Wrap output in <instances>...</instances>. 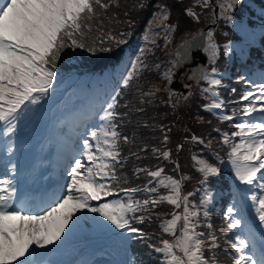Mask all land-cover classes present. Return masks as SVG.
Masks as SVG:
<instances>
[{
    "label": "snow or ice",
    "instance_id": "obj_1",
    "mask_svg": "<svg viewBox=\"0 0 264 264\" xmlns=\"http://www.w3.org/2000/svg\"><path fill=\"white\" fill-rule=\"evenodd\" d=\"M112 2L113 0H0V126L5 137L14 135L19 121L34 112L36 106L50 96L57 76L56 62L65 47H87L89 51H96L94 47L88 46L85 40L92 31L91 22L102 15L101 10H107ZM241 4L242 0H220V17L225 22H232V14ZM199 6L208 9L212 5L210 0H199ZM185 11L189 17L199 20L193 8L189 7ZM169 15L166 8H160L154 14L157 27L164 30L166 45L170 43L171 33L176 29V25L164 23L169 19ZM96 30L99 32L100 28ZM149 33L155 37L160 35L159 32H152V22L149 23L148 32L144 36L146 41L149 40ZM109 38L115 43L123 42L113 36ZM206 38L207 43L203 49L208 54L209 63L214 64L219 51L218 45L214 42L212 31L207 32ZM196 39L193 37L191 40H185L177 49V58L170 61V67L162 73L166 83H171L174 69L182 61L188 60ZM150 42L153 45L156 43L155 39ZM100 43L103 45V39ZM100 50L111 51V48L102 47ZM148 51L150 49L142 48L141 56ZM224 51H230L229 44L224 46ZM141 56L131 63V68L123 76L124 88H128L139 72L148 67ZM155 67L159 69L160 65ZM190 79L206 82L207 87L201 91L208 94L212 102L204 108L217 115L215 110L223 107V101L219 99L217 92L222 86L217 69L211 67L210 71H195ZM240 79L255 89L240 98L241 101H247L241 110L242 116L251 117L256 112L262 115L257 122L249 119L236 126L238 131L231 135L239 137V142L234 143L228 133H223V143L230 146L228 163L231 165L234 180L249 186L245 191L250 193L251 205L260 226L264 228V74L260 76V83L243 76ZM160 90L141 93V103H150V100L143 98L154 97ZM184 99L187 100L188 97ZM116 106V97L112 96L110 102H106V107H102L101 123L89 132L92 142L83 140L82 157L87 164L82 162V159L75 160L68 173L71 181L67 184L65 193L56 199L54 205L42 210V214H24L22 208H13V198L16 194L14 183L11 180H0V264H36L34 260L27 259L35 255L33 246L46 248L55 244L61 239L65 229L69 228L70 223H75L77 212L98 214L116 229L142 238L144 233L132 227L131 222L136 220L143 223L146 217L137 214L150 213L164 202L175 209L182 208L181 212H172L171 218L161 223L162 232L174 237L171 241L163 239L162 246L155 248L156 252L165 257L164 264H217L214 250L219 247L218 237L211 231L205 233L197 230V218L200 213L189 201L192 193L185 195L182 191V182L188 177L181 176L177 179L165 175L162 168H137V174L143 172L150 177L148 183L143 188L120 186L122 178L118 176L117 168L122 167L123 161L127 159L121 156V142L127 144L130 140L118 130L121 113L116 111ZM136 110L142 112L143 108ZM234 115L219 114L217 118L227 121L232 120ZM191 140L204 143L203 139L195 135ZM167 141L168 136L165 134L164 142ZM182 147L183 145H178V149ZM153 153H159L165 160L170 158V152L158 148H153ZM192 160L202 176V185H206L210 178L219 176L221 169L208 160L196 155L192 156ZM160 188L166 189L167 194H160ZM253 189H259L260 194H255ZM121 192L124 194L122 198L112 199L98 206L90 203L106 197L119 196ZM141 192L149 195L142 200L136 199L135 194ZM210 199L211 194L205 189V198L201 203L206 204ZM204 216H208L207 211ZM224 219L228 229H238L244 225V217L236 201L228 206ZM207 227L211 229L212 225L208 224ZM255 239L248 231L244 235H236L234 241H228L233 249L230 253L231 264H264V253L257 256ZM250 245L251 253L248 251ZM206 252L211 255L206 256ZM129 264H135V260H130Z\"/></svg>",
    "mask_w": 264,
    "mask_h": 264
},
{
    "label": "trees",
    "instance_id": "obj_2",
    "mask_svg": "<svg viewBox=\"0 0 264 264\" xmlns=\"http://www.w3.org/2000/svg\"><path fill=\"white\" fill-rule=\"evenodd\" d=\"M180 1L113 0L110 7L107 10H101L103 14L91 22L92 31L88 34L85 43L94 47L96 51H89L87 47L82 49L65 47L56 62L57 76L55 80L67 76L76 67L81 68L78 63L74 62V57L79 58V63L83 62V59L94 58L98 62L107 59L110 61L108 64L109 70L114 66H119V72H122V67H124L128 58L134 56L136 61L137 57L141 56L140 50L142 48L150 49L144 56H141L148 67L140 71L138 76L130 83V86L124 88L123 92L124 104L127 105L123 109V113L127 115H123L122 122L120 121V132L122 136L126 135L130 140L127 144L121 142V156L127 157L122 166L123 171L129 175L125 176L126 181L141 185L148 183L150 177H147L143 172L137 174L135 171L137 168H147L149 170L162 168L165 175L177 179L181 176L188 177L182 182V191L185 195L192 193L189 196V201L200 213L197 218L199 223L197 230L205 233L213 232L218 237L219 244V247L214 250L217 264H231L227 221L217 211L210 212L207 217L200 211L202 208L201 198L207 186L214 189L219 188L226 193L229 190L230 183L223 178V174H220L210 178L206 185H202V176L198 171L196 176L189 177L192 170L186 166L184 160V158H192L193 155H196L208 160L215 166H219L221 160H228L230 146L223 143V137L220 134L227 131L229 123L218 119V115H214L213 112L205 110L204 106L212 102V98L201 91L202 88L207 87V84L199 83L197 91H191L187 100L175 101L176 107H173L172 99L165 90L168 83L162 78L163 71L170 67L169 62L177 58L174 53L176 45L200 31L193 24V20L196 21V19L190 17L191 20L183 13L191 7L199 16L197 12L200 9L199 0ZM141 4L144 6L141 7ZM253 4L259 8H264V0H242V4L233 12V20L230 24L240 25L244 23L245 19L242 18L244 13L249 16L246 21L253 23V19L257 17ZM160 8H166L170 13L169 19L164 23L176 25L175 31L171 33L170 43H167V45L164 40V30L162 27H157L154 19V14ZM261 16L259 19L264 20V16ZM185 17L190 21L186 22ZM150 22H152V32H159L160 35L155 37L149 33V40L146 41L144 36L148 32ZM97 28H100L99 32H97ZM109 36L116 37L117 40L123 42L115 43ZM214 37L216 38L214 42L219 49L218 58L214 64L209 63L207 67L209 71L211 67H215L217 70L226 67L225 60H221L219 55L223 54L225 43L236 40L228 25L222 26L218 34H213ZM101 39L104 41L103 45L100 43ZM152 39H155V45L150 42ZM108 46L111 51L100 50L102 47ZM122 61H124L123 64ZM157 64L160 65L159 69L155 67ZM156 89L161 90L157 91L154 97L143 98L151 102L142 104L141 93L155 91ZM217 92L220 100H228V93L225 88L219 87ZM139 108H143V111L136 110ZM222 108L224 109L223 115L235 114L234 116H236L237 114V111L230 107ZM174 116L180 117L182 123L176 122ZM174 123L180 126L184 133L183 136L180 135L181 130L173 127ZM165 134L168 136L166 143L164 142ZM193 135L203 139L204 143L192 141L191 137ZM211 141H214V145L209 144ZM179 143L183 145L181 149H178ZM153 148L170 152V158L165 160L159 156V153L154 154ZM132 153H136V155H132ZM124 181L122 180L121 183H124ZM159 192L160 194H167V190L164 188H160ZM154 211H156V214L151 213L150 218L152 216L155 220L152 222L147 221L143 227L146 232L144 233L145 239L135 241L132 246L136 264H160L159 259H155V253L152 251L151 246L161 247L163 239L171 241L174 237L162 232L159 222L163 217L170 219L172 212H181L182 208L175 209L164 202L154 208ZM138 215H144V213H138ZM208 224L212 225L211 229L207 227ZM177 235H179V229ZM205 255L208 256L211 253L206 252Z\"/></svg>",
    "mask_w": 264,
    "mask_h": 264
},
{
    "label": "rangeland",
    "instance_id": "obj_3",
    "mask_svg": "<svg viewBox=\"0 0 264 264\" xmlns=\"http://www.w3.org/2000/svg\"><path fill=\"white\" fill-rule=\"evenodd\" d=\"M178 2H181V1L178 0ZM210 3L212 6L208 9L200 7V9L197 11L199 13V20H196V21L193 20V22H194L193 24H194L195 28L197 26V29L198 30L200 29V31L205 26L215 23L216 19L213 16V8H214V5L216 4V2H213V0L212 1L210 0ZM198 5H199V2H198ZM183 13L185 16L190 18L186 14V11H183ZM185 21L187 22L190 20L189 19L187 20V18H186ZM224 25H228L229 27H231L230 22H225V20L220 17V12H219V17H218V20L216 22V27H215V33L218 34L219 30ZM245 26L246 25L244 24V27ZM234 27H235V25H232V28H234ZM236 27H238V26H236ZM238 28H240V27H238ZM241 29L243 30V28H241ZM200 31H198L197 33H199ZM246 36L249 38L248 41H251L253 38L248 33H246ZM213 39H216V38L214 37ZM228 44H230V43H228ZM229 46H230V51L226 52V54H222L223 56L227 57L228 67L223 72H220L219 70H217L218 78L228 79L235 84L239 83V85L241 86V89H239L236 94L234 91V87L231 85H230V90H231L232 94L239 96V98L238 97H233V98L240 99L241 96L244 95L246 92L255 91V89H253V90L250 89L252 87V85L246 83L245 80H241L240 77L243 76L246 79H251V80L255 81L256 83H260L261 82L260 76H261V74H264V67L261 70L259 69L256 72V70H255L256 66L248 67L249 69H247L243 66L244 63H240V62H239V66H238V64H235V60L233 58H231L233 56V54H231V53L236 48H243L244 49V46L239 45V44H237V45H234V44L231 45L230 44ZM176 73H177V71L175 72V70H174V75ZM106 79L109 80V77ZM172 81H173V79H172ZM172 81H171V83H172ZM182 82H183V80H182ZM171 83H168V86H170ZM199 83H205L206 84V82H203V81L197 82L195 80V84L191 86V90L197 91V89L199 87L198 86ZM240 86H238V87H240ZM50 92H51V94L49 97H47L48 98L47 102L45 104H43V106L41 108H39L40 122L38 123V125L36 126V129L34 131H32V132H26L25 131V128L30 121V114H28L26 117L21 119L18 123V128H21V129H17L16 133L17 134H24L27 137L25 139H22L23 141L20 140L18 142V144L21 145L23 142H25V146L23 148V153L24 154L29 153V155H27V156L24 155L26 157V159H28V160L31 159V154L35 150L38 154H46V155L50 154V150L53 149L52 147L59 145V141H57V139L60 140L59 134L63 133L62 137H65L66 135L64 133V130L68 129L69 126H71V127L73 126L72 121H73L74 116H76L80 113L79 120L82 121L85 118H84V115H81V113H83L86 110V108L88 109V111L90 110L86 106V104L83 103V101L79 99V98L82 99L84 96V94L82 92H75L73 94H69L67 92H64L60 87L57 89L53 88L52 90H50ZM84 92H85V94H88V95L91 94V92H89L87 90H85ZM236 99H233V100H236ZM238 99H237V101L242 102V104H241V107H238L239 112H238V114H236V116L241 117L242 116L241 110L245 107V105L247 104V101H239ZM223 104H224V102H223ZM223 107H227V106L223 105ZM220 110H215L217 115H219V113L221 112ZM102 114L103 113L101 110L97 115H95L91 119H89L90 124L87 126V128H89V129L86 130V134H84V138L82 140L79 139L80 144L83 145L84 139H88L90 142H92L91 137L89 135V132L91 130H94L101 123L100 116ZM261 115H262L261 113L256 112V113H253L251 117H246V119L247 120L250 119L253 122H257L260 120ZM243 119H245V117L241 118V121H245ZM174 120L176 122L178 121L179 123H182L180 117L174 116ZM234 120H237V119L233 118L232 121H230V120L226 121L229 123L228 128L226 130H227V133L229 134L230 139L234 143H236V142H239V137H232V135H231L232 133L229 129L230 125H233V124L236 125V122ZM173 127L176 128L177 130H181L180 126L175 124V123L173 124ZM1 130H3L2 126H0V131ZM228 131H230V132H228ZM223 133L221 132V134L220 133H218V134H220L222 136ZM28 135H30V138L28 137ZM180 135L181 136L184 135L182 130H181ZM62 137H60V138H62ZM0 138L2 140H5L4 135H1ZM73 140H74V144H76L78 142L76 140L75 136H73ZM210 145H214V141H211ZM184 160H185L186 166L190 170L193 171V172L190 171L191 175H189V177L196 176L197 170H196V166H194V162H193L192 158H184ZM82 162L87 164V161L84 160L83 157H82ZM177 165H178V163H177ZM217 167H219L221 169L220 172H223L227 175L228 182L231 183L230 189L232 191L233 197L231 199H229V198L225 199L224 193H222L221 191H218V190L213 191V189L210 186H207L206 189L209 190V192L211 194V199H210V202H208L206 204H202L200 202L202 205L201 213L204 215L205 211H207L209 214L210 212H213V211H217V212L221 211V209L226 213L228 206L231 205L234 201H236L239 208L241 209V214L244 217V225H242L238 229H230V231H228V235L230 236V240L234 241L236 235H238V234L244 235L246 232L250 231L256 238L255 239L256 250H257V256H259L260 254H262V251L264 253V235H262V234H264V228H262L260 226L258 218L255 215L254 209L251 205V200L249 199L250 193L245 191V189H247L249 186L241 185V184H239L238 181L234 180V175H233V172L231 169V165L228 163V161L227 162L224 161L223 163H221ZM70 171H67V172L69 173ZM118 176H120L122 178V180H124V177L129 176V175L126 174L124 171H120L118 173ZM252 191L257 195L260 194L259 189H253ZM123 196L124 195H122L119 198H122ZM110 198H112V197L103 198V199H108V200H102V201L100 200L101 202L100 201H91L90 203L93 206H98L100 203H105V202L112 200ZM204 198H205V192L201 198V201ZM80 218L89 219L91 226L89 228L87 226H83L84 231L79 232L78 229L76 228V224L70 223L69 228L65 229V233L61 236L60 240L55 242V244L48 245L46 248H36V246L34 245L33 248L37 251V253H36L37 256H39L40 259L45 260V262H47L49 260H52V261L56 260L55 254H53V255H49V254L55 250L58 251V253L65 254L67 252V250L62 251L58 248L61 241L65 240L67 243L71 242V244L73 246L75 245L73 247V249L70 251L72 253L70 255L71 257H77L84 252H87L85 254L88 255V254L93 253L94 251H98L100 249H110L112 254L116 257L117 261H120V263H122V264H129V261L132 260V256H131L130 251H129V243H131V240H132L131 238L135 234H131L130 236H128L129 233H127L126 231H121L119 229H116L113 225H111L109 222L105 221L102 217H99L98 214L89 213L87 211L77 212L76 216L74 218L75 222L79 221ZM112 231H115V233H112ZM98 236H103L104 240L100 241L98 239ZM81 240L86 242V244L85 245L80 244L79 242ZM95 241H98V242H95ZM248 251L251 253V251H252L251 245L249 246ZM157 254L160 255L161 262L164 264L165 257L163 256V254L158 253V252H157ZM177 254L179 255V253H177ZM68 256H67V259H68ZM67 259L65 261H67Z\"/></svg>",
    "mask_w": 264,
    "mask_h": 264
},
{
    "label": "water",
    "instance_id": "obj_4",
    "mask_svg": "<svg viewBox=\"0 0 264 264\" xmlns=\"http://www.w3.org/2000/svg\"><path fill=\"white\" fill-rule=\"evenodd\" d=\"M218 15H219V7L217 6L215 8V17H216V20L218 19ZM215 28V25H209L207 26L202 32L201 34L197 35V36H194L196 37L197 39L195 40V43L193 44V47L189 53V55L192 57L193 59V64L192 66L193 67H198L200 65H202L203 67L206 66V63H207V56L206 54L203 52V46L206 44V34H207V31L209 29H214ZM193 38V37H192ZM192 38L188 39V40H191ZM181 45H179L177 47V49L180 47ZM176 49V51H177ZM184 62V61H182ZM181 62V63H182ZM189 84V83H188ZM168 92L171 93V95H179V96H182L184 94H187L189 92L188 89H185L184 88V85L182 82L180 81H174L170 87L168 88Z\"/></svg>",
    "mask_w": 264,
    "mask_h": 264
},
{
    "label": "bare ground",
    "instance_id": "obj_5",
    "mask_svg": "<svg viewBox=\"0 0 264 264\" xmlns=\"http://www.w3.org/2000/svg\"><path fill=\"white\" fill-rule=\"evenodd\" d=\"M65 143H66V144H69V143H70V139H69V138L65 139ZM64 148L66 149L67 147H64ZM55 162L58 163V160H56ZM17 171H18V170H17ZM15 188L18 189V187H15ZM20 189H22V188H20ZM22 191H23V189H22ZM17 196H18V194H17ZM30 201H31V197H30V196H27V197L21 202V206L26 207L27 203L30 202ZM93 254H98V252H97V251H94L93 253H91L90 256H92ZM82 256H83V258L88 259L89 262H93L92 257H87V255H85V254H83ZM63 262H64V259L61 261V264H62ZM72 262H77L78 264H88V263H86L85 261H81V260L79 259V257H77V258H75V259L73 258V261H72ZM69 264H72V263H69Z\"/></svg>",
    "mask_w": 264,
    "mask_h": 264
}]
</instances>
